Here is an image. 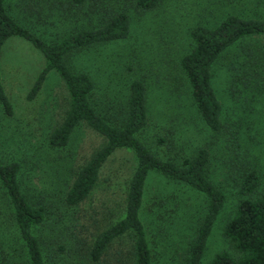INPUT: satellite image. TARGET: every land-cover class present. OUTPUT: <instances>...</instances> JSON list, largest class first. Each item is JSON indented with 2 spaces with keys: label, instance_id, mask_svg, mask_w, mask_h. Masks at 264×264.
<instances>
[{
  "label": "rangeland",
  "instance_id": "374dc122",
  "mask_svg": "<svg viewBox=\"0 0 264 264\" xmlns=\"http://www.w3.org/2000/svg\"><path fill=\"white\" fill-rule=\"evenodd\" d=\"M27 1L7 0L8 12L48 41L102 24L100 12L88 6L66 12L65 17L55 8L28 9ZM102 4L128 12L129 36L72 52L67 57L69 67L92 77V101L105 118H122L130 83L144 80L149 124L141 137L158 156L181 161L199 149L208 151V178L224 201L200 264H209L222 251L233 254L224 227L247 197L240 194V184L250 169H256L260 185L251 197L264 187V36L237 41L212 65L211 84L221 103L219 131L211 130L197 112L179 61L192 46V27L215 26L228 14L264 19V0H160L156 8L144 12L135 7L134 0H102ZM43 64L41 53L24 40L11 38L3 46L1 75L15 112L7 116L0 104V162L20 163L23 193L44 208L45 220L33 233L41 242L46 263L89 264L86 257L95 236L124 214L135 157L128 149L115 151L88 197L74 206L65 203L75 172L105 138L82 122L65 146L48 143L50 132L68 111L69 96L64 82L52 71L36 98L26 99ZM206 210L202 194L151 173L141 219L152 264H189L188 250ZM129 247V238L123 236L110 252L124 254ZM24 262V243L0 188V264Z\"/></svg>",
  "mask_w": 264,
  "mask_h": 264
},
{
  "label": "trees",
  "instance_id": "16d2710c",
  "mask_svg": "<svg viewBox=\"0 0 264 264\" xmlns=\"http://www.w3.org/2000/svg\"><path fill=\"white\" fill-rule=\"evenodd\" d=\"M43 2V3H42ZM160 0H134L135 7L149 11ZM27 8L37 6L66 12L87 9L100 12L102 24L72 31L58 40L48 41L36 31L15 19L7 9V0H0V58L4 44L11 38L24 40L38 50L44 60L26 94L32 101L40 92L47 75L55 72L64 82L69 96V108L63 120L49 134L52 147L65 146L74 128L84 122L105 138V142L86 163L75 172L74 180L65 195V203L74 206L88 197L95 187L100 170L109 157L119 149L130 150L135 157L125 196L123 216L100 231L87 253L89 264H152V250L141 219L145 203L146 181L151 173H158L176 183L189 186L205 198L206 214L188 250V263L200 264L213 223L222 207L224 196L208 178L209 154L199 149L194 156L181 161L163 159L144 142L141 134L149 124L147 88L144 80L134 79L128 90L125 114L122 118H105L93 101L94 81L84 71H73L67 62L69 54L96 44L126 39L131 30V18L125 9L114 11L102 0H28ZM42 3V4H41ZM39 11V10H37ZM250 36H264L263 18H244L228 14L215 26L195 25L189 32L192 46L179 61L190 88L191 99L200 117L213 131L222 127L221 103L211 84V69L217 58L237 41ZM0 104L7 116L14 114V107L6 92L0 69ZM18 161L0 162V188L7 198L12 218L25 247L24 264H47L41 242L33 228L44 222L45 211L31 202L23 193ZM260 174L250 169L244 176L239 192L242 199L234 215L224 227L234 253H217L209 264H264V187L258 195ZM127 236L130 247L124 254H111L110 248L119 238Z\"/></svg>",
  "mask_w": 264,
  "mask_h": 264
}]
</instances>
